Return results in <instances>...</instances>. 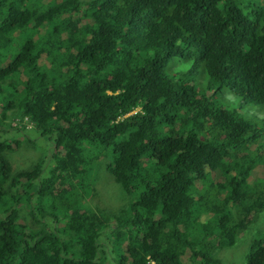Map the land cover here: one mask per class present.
Segmentation results:
<instances>
[{
	"label": "trees",
	"instance_id": "obj_1",
	"mask_svg": "<svg viewBox=\"0 0 264 264\" xmlns=\"http://www.w3.org/2000/svg\"><path fill=\"white\" fill-rule=\"evenodd\" d=\"M0 102L53 145L14 172L36 140L0 139V264H218L264 213V0H0ZM101 156L133 197L115 212L73 188Z\"/></svg>",
	"mask_w": 264,
	"mask_h": 264
},
{
	"label": "rangeland",
	"instance_id": "obj_2",
	"mask_svg": "<svg viewBox=\"0 0 264 264\" xmlns=\"http://www.w3.org/2000/svg\"><path fill=\"white\" fill-rule=\"evenodd\" d=\"M225 96L227 98L231 97L230 94H225ZM2 107L3 104L2 102H0V119ZM137 111H139V109H135L125 116H129ZM248 112L256 116L261 113L258 112L255 108H249ZM8 115H10V111L7 112V116ZM261 115L263 116L262 113ZM5 124L9 125L12 128L23 127L25 129L23 131L17 132L16 130L5 126ZM6 130L12 131L13 134L16 133V135L19 136H22V134H24L36 140V143H31L30 146H28L27 144H22L21 147L16 148L15 150H13V152H9L8 156L14 172H18L19 169L26 168L31 160L36 162L40 160V163L46 162L48 165L47 167L53 164V160L51 157L53 145L48 143L45 138L38 135V133L34 130L33 123L29 122V120L27 121V118H22L19 115H15L12 119L3 120V122L0 124V139H5V137L9 135V132H7ZM5 133L7 135H5ZM98 161H102V164L98 166V175L95 178V182H87V186H85V189H82L79 184H74L73 186L74 191L82 197V200L78 204L79 207L82 206V208L85 204L87 207H89V210H92L94 212H99L104 209L110 212H115L125 205H128L133 200V197L130 194H124L121 186L116 183L112 174L108 171V168L106 167L107 161H105L103 156H101ZM44 174H46V171L44 172ZM210 179L215 183L221 180V178L219 180H216L217 173L215 172L211 173ZM258 180H264V163L253 167V169L248 173L249 185H252L255 181ZM197 184L198 186H200L202 183L197 182ZM63 185L64 189L70 188L68 183H64ZM55 188L63 191L58 184L55 185ZM201 188L202 187H200V189ZM204 189L205 188L203 187V190ZM208 191L210 194L206 193L207 197L214 193V190L211 187L208 189ZM85 192H87V194ZM206 200H208V204L210 202H214L212 197ZM46 210L50 213H53L50 207H47ZM20 216L22 220L26 222L29 221L30 217L26 210L24 211L23 209H21ZM252 219H255V222L250 223L248 228L239 235L234 246L218 248L212 253V256L216 260H218V264H245L252 239L257 235H260L264 230V213L258 217L253 216ZM193 238L194 237H192V239ZM189 253L190 252L187 251L182 256L183 264H201L199 260H191L190 262H188Z\"/></svg>",
	"mask_w": 264,
	"mask_h": 264
},
{
	"label": "built area",
	"instance_id": "obj_3",
	"mask_svg": "<svg viewBox=\"0 0 264 264\" xmlns=\"http://www.w3.org/2000/svg\"><path fill=\"white\" fill-rule=\"evenodd\" d=\"M148 264H155L153 260H151L150 258H148Z\"/></svg>",
	"mask_w": 264,
	"mask_h": 264
},
{
	"label": "clouds",
	"instance_id": "obj_4",
	"mask_svg": "<svg viewBox=\"0 0 264 264\" xmlns=\"http://www.w3.org/2000/svg\"><path fill=\"white\" fill-rule=\"evenodd\" d=\"M148 258H150V257H147V263H148ZM152 260V259H151ZM155 263V262H154Z\"/></svg>",
	"mask_w": 264,
	"mask_h": 264
},
{
	"label": "bare ground",
	"instance_id": "obj_5",
	"mask_svg": "<svg viewBox=\"0 0 264 264\" xmlns=\"http://www.w3.org/2000/svg\"><path fill=\"white\" fill-rule=\"evenodd\" d=\"M252 68V67H251Z\"/></svg>",
	"mask_w": 264,
	"mask_h": 264
}]
</instances>
